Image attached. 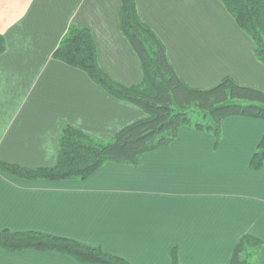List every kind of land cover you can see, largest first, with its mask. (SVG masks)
<instances>
[{
  "label": "crops",
  "instance_id": "1",
  "mask_svg": "<svg viewBox=\"0 0 264 264\" xmlns=\"http://www.w3.org/2000/svg\"><path fill=\"white\" fill-rule=\"evenodd\" d=\"M137 16L164 45L177 77L210 90L230 78L264 92L253 41L220 0H134ZM121 0H0V162L55 166L63 125L108 140L146 118L52 54L73 24L87 29L101 70L115 83H141L140 62L120 31ZM264 121L225 118L216 143L182 127L137 165L111 162L85 180L22 179L0 170V232H34L100 247L129 264H230L242 236L261 241L264 162L250 160ZM0 264H83L52 251L5 252Z\"/></svg>",
  "mask_w": 264,
  "mask_h": 264
},
{
  "label": "trees",
  "instance_id": "2",
  "mask_svg": "<svg viewBox=\"0 0 264 264\" xmlns=\"http://www.w3.org/2000/svg\"><path fill=\"white\" fill-rule=\"evenodd\" d=\"M220 1L238 27L252 39L253 53L264 65V0ZM119 26L141 65L143 78L136 86L123 87L101 70L93 38L85 28L71 24L52 58L84 72L114 99L139 107L146 118L108 140H96L63 125L54 167L31 170L0 162L1 171L31 180H85L107 163L137 165L139 155L167 146L182 127L209 132L217 143L220 123L225 118L244 116L264 121V92L242 87L230 78L206 91L190 88L181 81L169 63L164 45L138 18L134 0H121ZM5 50L0 35V54ZM263 162L264 135L250 160V170H259ZM261 246L260 240L242 236L230 264H254L253 258ZM0 248L5 252L52 251L83 264H129L100 247L34 232L1 231ZM170 255L171 264H178L174 249Z\"/></svg>",
  "mask_w": 264,
  "mask_h": 264
}]
</instances>
